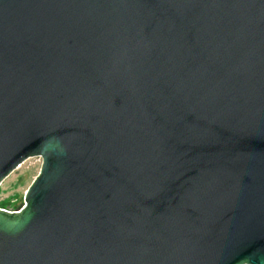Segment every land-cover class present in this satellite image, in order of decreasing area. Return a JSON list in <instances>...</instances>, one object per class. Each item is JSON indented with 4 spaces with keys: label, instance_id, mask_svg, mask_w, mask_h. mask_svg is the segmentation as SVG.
Instances as JSON below:
<instances>
[{
    "label": "water",
    "instance_id": "obj_1",
    "mask_svg": "<svg viewBox=\"0 0 264 264\" xmlns=\"http://www.w3.org/2000/svg\"><path fill=\"white\" fill-rule=\"evenodd\" d=\"M36 157L0 264H264V0H0V186Z\"/></svg>",
    "mask_w": 264,
    "mask_h": 264
},
{
    "label": "rangeland",
    "instance_id": "obj_2",
    "mask_svg": "<svg viewBox=\"0 0 264 264\" xmlns=\"http://www.w3.org/2000/svg\"><path fill=\"white\" fill-rule=\"evenodd\" d=\"M40 157L31 158L18 167L0 186V209L15 212L25 206V195L38 176Z\"/></svg>",
    "mask_w": 264,
    "mask_h": 264
}]
</instances>
